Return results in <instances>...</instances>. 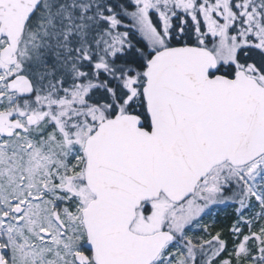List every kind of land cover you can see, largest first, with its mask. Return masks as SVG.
Instances as JSON below:
<instances>
[{
    "label": "snow or ice",
    "instance_id": "6c2138e0",
    "mask_svg": "<svg viewBox=\"0 0 264 264\" xmlns=\"http://www.w3.org/2000/svg\"><path fill=\"white\" fill-rule=\"evenodd\" d=\"M0 264H264V0H0Z\"/></svg>",
    "mask_w": 264,
    "mask_h": 264
}]
</instances>
